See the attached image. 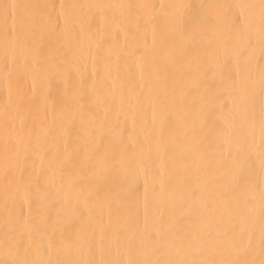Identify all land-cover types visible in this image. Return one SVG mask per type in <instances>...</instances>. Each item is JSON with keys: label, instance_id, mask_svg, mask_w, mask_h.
I'll list each match as a JSON object with an SVG mask.
<instances>
[{"label": "snow or ice", "instance_id": "6c2138e0", "mask_svg": "<svg viewBox=\"0 0 264 264\" xmlns=\"http://www.w3.org/2000/svg\"><path fill=\"white\" fill-rule=\"evenodd\" d=\"M0 264H264V0H0Z\"/></svg>", "mask_w": 264, "mask_h": 264}]
</instances>
